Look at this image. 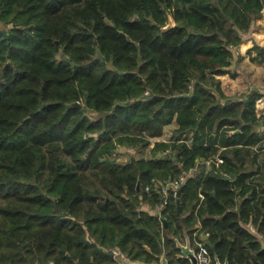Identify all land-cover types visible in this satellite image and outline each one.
I'll return each mask as SVG.
<instances>
[{
    "label": "trees",
    "instance_id": "16d2710c",
    "mask_svg": "<svg viewBox=\"0 0 264 264\" xmlns=\"http://www.w3.org/2000/svg\"><path fill=\"white\" fill-rule=\"evenodd\" d=\"M263 13L264 0H0V264H118L114 250L191 264L187 237L264 264L262 94L231 98L219 78ZM173 123L179 138L153 148L168 156L114 158ZM198 164L162 222L146 186Z\"/></svg>",
    "mask_w": 264,
    "mask_h": 264
},
{
    "label": "crops",
    "instance_id": "0c3cea01",
    "mask_svg": "<svg viewBox=\"0 0 264 264\" xmlns=\"http://www.w3.org/2000/svg\"><path fill=\"white\" fill-rule=\"evenodd\" d=\"M255 24L261 27L255 28L251 38L237 48L235 59L226 68V73L219 78L222 80L224 92L231 98H242L253 91L262 94L257 105V114L263 120L259 130L264 133V59H261V54L254 48L256 45L264 47V13ZM252 230L255 231L253 228ZM186 240L187 238L183 239L181 243L186 244Z\"/></svg>",
    "mask_w": 264,
    "mask_h": 264
},
{
    "label": "built area",
    "instance_id": "2783aa9c",
    "mask_svg": "<svg viewBox=\"0 0 264 264\" xmlns=\"http://www.w3.org/2000/svg\"><path fill=\"white\" fill-rule=\"evenodd\" d=\"M259 103V102H258ZM258 110V108H257ZM118 152L115 154L117 156ZM222 162V159L217 157L216 159H207V160H201L200 163L207 166V168H210V166L213 163L220 164ZM200 164L196 166V168L192 169L190 172L183 173L179 178L175 180H161L158 178L152 179L151 183L146 186L147 192H157L161 194L164 198L163 204L159 206L158 208H153L152 212L157 214L159 218L164 222L163 217V211L166 209V207L169 204V199L172 196L173 198H178V192L182 188V186L187 182V180L197 171ZM196 253L198 256L199 264H217L215 257L213 256L212 252L210 251L209 247L204 242H199L196 240ZM113 254L116 256L122 255L126 257L125 255L119 253L118 251L114 250ZM183 256V255H182ZM127 258V257H126ZM116 259V258H115ZM120 264V262H118ZM148 264V263H146ZM150 264H162V257L161 262H153Z\"/></svg>",
    "mask_w": 264,
    "mask_h": 264
},
{
    "label": "rangeland",
    "instance_id": "374dc122",
    "mask_svg": "<svg viewBox=\"0 0 264 264\" xmlns=\"http://www.w3.org/2000/svg\"><path fill=\"white\" fill-rule=\"evenodd\" d=\"M258 27H261V26L259 24H256L255 28L258 29ZM261 59H264V57H261ZM258 102H259V100H258ZM258 102H257V105L259 104ZM176 129H177L176 123L168 125L165 128L164 135L160 138H152L151 144L147 147L131 148V147H127V146H118V150H117L118 154L116 157L114 156V158L120 163L128 162L130 159H132L133 156L136 158V160L140 159V158H148V159L154 158V157L164 158V157L168 156L169 154H171V152L170 151H168V152H155L153 150L154 145L157 141H175V140H177L179 138V135L176 133ZM158 207H154V208H158ZM165 220H166V218L164 219V221ZM139 263H141V262H139Z\"/></svg>",
    "mask_w": 264,
    "mask_h": 264
},
{
    "label": "water",
    "instance_id": "95a60500",
    "mask_svg": "<svg viewBox=\"0 0 264 264\" xmlns=\"http://www.w3.org/2000/svg\"><path fill=\"white\" fill-rule=\"evenodd\" d=\"M261 52L264 54V47L261 48ZM98 56L101 57V53H99ZM68 107L69 108H76V107L81 108L82 105H81V103L77 102V103L69 104ZM132 160H133V162H135L136 158L133 156ZM140 189H141V184L139 183L138 190H140ZM182 193H183V188H181L179 190V192H178V197L179 198L181 197ZM180 211H181V201L179 200L178 201V214H180ZM208 239H209L208 236H206L204 238L205 241L208 240ZM178 245H179V247L182 250L183 256L186 257L187 259H189L191 264H199L198 256H197V253H196V249L194 248V246H193L191 240L189 239V237H187L186 244H182L181 242H178ZM211 248L214 250V246H211ZM112 257L116 258V260L118 262H120V264H146V263L133 262L130 259H128V258H126V257H124L122 255H118V256L115 257V255L112 254ZM215 259H216L217 264H229L228 261L225 262V263H222L220 261V259L217 258V257ZM162 264H168V260H167V257L165 255L162 257Z\"/></svg>",
    "mask_w": 264,
    "mask_h": 264
}]
</instances>
